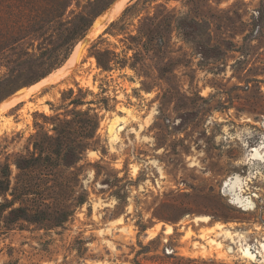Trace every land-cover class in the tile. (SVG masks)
Returning <instances> with one entry per match:
<instances>
[{
	"label": "rangeland",
	"instance_id": "374dc122",
	"mask_svg": "<svg viewBox=\"0 0 264 264\" xmlns=\"http://www.w3.org/2000/svg\"><path fill=\"white\" fill-rule=\"evenodd\" d=\"M117 1L73 0L65 20ZM50 34L27 39L31 55L0 84V171L10 164L13 186L44 115L81 97L99 115L97 143L70 169L85 200L63 226L2 227L0 264H264L242 251L264 239V161L250 155L264 141V0H128L74 74L2 109L83 41L59 64L67 32Z\"/></svg>",
	"mask_w": 264,
	"mask_h": 264
},
{
	"label": "trees",
	"instance_id": "16d2710c",
	"mask_svg": "<svg viewBox=\"0 0 264 264\" xmlns=\"http://www.w3.org/2000/svg\"><path fill=\"white\" fill-rule=\"evenodd\" d=\"M72 1L0 0V65L12 64L8 67V77L0 73V84L16 78V72L25 62L22 56L31 55L29 46L24 47L27 39L34 41L52 35L51 32H67V46L55 63L60 64L68 58L93 23L84 14L75 16L80 25L65 20ZM69 23L72 27L68 26ZM97 59L107 68L100 56ZM70 103L74 105L70 111L44 115V124H38L39 129L31 136L32 149L28 147V153L20 155L15 162L18 173L13 186L10 164L2 166L0 229L17 223L23 225V222L44 229L63 226L74 214L75 207L84 202V197L75 196L79 177L70 169L97 143L99 115L92 108L78 109L84 104L81 97L72 98ZM47 123L51 128H46ZM16 202L20 204L15 206Z\"/></svg>",
	"mask_w": 264,
	"mask_h": 264
},
{
	"label": "bare ground",
	"instance_id": "6f19581e",
	"mask_svg": "<svg viewBox=\"0 0 264 264\" xmlns=\"http://www.w3.org/2000/svg\"><path fill=\"white\" fill-rule=\"evenodd\" d=\"M128 0H118L114 5L113 8L110 9L109 11H107L103 16H101L102 18V22H98L94 27H91L87 36H86V40H88L89 42L92 40L91 37H93L94 35H96L105 25L106 21H108L109 19L111 20L112 17L115 16V14L121 12V10L124 8L125 6V2ZM108 23V22H107ZM95 38V37H93ZM84 41V40H83ZM82 41V42H83ZM80 42L74 52V54L72 55V57L59 69H57L54 73H52L51 75H49L48 77H45L44 79H42L37 85L32 86L28 93H23L20 92V95L15 97L14 99H12L10 102L5 103L2 105V109H7L8 107L16 104L19 101L24 100L25 98H27L30 95V92L40 86L46 85L48 83H53V82H58L61 81L63 79H65L66 77H69L70 75L74 74L77 70H78V64L80 63L81 60V56L80 55L79 59L77 60V55H78V49L81 46ZM85 52V51H84ZM84 55V54H83ZM94 61H96L94 59ZM29 99V98H28ZM124 128V125H120L118 130H121ZM111 133L114 132V125L110 126V130ZM115 135V134H114ZM251 157L254 160H260V161H264V141L262 143H260L258 146L254 147L251 150ZM237 181H239V178H237ZM235 182L232 184V187H235ZM258 247L256 250H253V248H251L250 246H247L245 248H243V255L253 261L257 260L259 257L261 258V260L264 262V239L262 241L258 242Z\"/></svg>",
	"mask_w": 264,
	"mask_h": 264
},
{
	"label": "water",
	"instance_id": "95a60500",
	"mask_svg": "<svg viewBox=\"0 0 264 264\" xmlns=\"http://www.w3.org/2000/svg\"><path fill=\"white\" fill-rule=\"evenodd\" d=\"M116 3V2H115ZM114 3V4H115ZM113 4V5H114ZM113 5L108 9V10H110V9H112L113 8ZM107 10V11H108ZM106 11V12H107ZM105 12V13H106ZM104 13V14H105ZM101 16H103V14L102 15H100V16H97L96 18H95V20L93 21V23H92V25L90 26V28L91 27H94L98 22H102V18H101ZM90 28H89V30H90ZM81 40H84L82 43H81V46H80V48H79V51H78V55H77V60L79 59V57H80V55L83 53V51L85 50V48H87L88 47V45L91 43V41L89 42L88 40H86V35L81 39ZM80 40V41H81ZM20 95V93L17 95V96H19ZM16 97V96H15Z\"/></svg>",
	"mask_w": 264,
	"mask_h": 264
},
{
	"label": "flooded vegetation",
	"instance_id": "af4514ba",
	"mask_svg": "<svg viewBox=\"0 0 264 264\" xmlns=\"http://www.w3.org/2000/svg\"><path fill=\"white\" fill-rule=\"evenodd\" d=\"M260 161V160H259ZM247 187V188H246ZM246 187H244V191L243 194L247 195V196H252V197H258V194H247V190L249 189V184H246ZM256 203V202H255ZM235 204V203H234ZM237 205V204H236ZM238 206V205H237ZM257 206V204H256ZM256 206L254 209H252L253 211L256 209ZM239 207V206H238ZM242 208V207H241ZM243 209V208H242ZM245 210V209H244ZM251 210V209H250Z\"/></svg>",
	"mask_w": 264,
	"mask_h": 264
}]
</instances>
